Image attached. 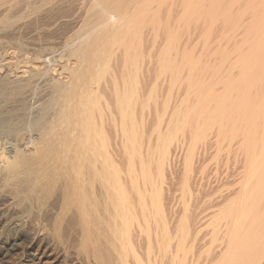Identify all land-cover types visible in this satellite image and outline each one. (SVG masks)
Segmentation results:
<instances>
[{
    "label": "bare ground",
    "instance_id": "bare-ground-1",
    "mask_svg": "<svg viewBox=\"0 0 264 264\" xmlns=\"http://www.w3.org/2000/svg\"><path fill=\"white\" fill-rule=\"evenodd\" d=\"M0 264H264V0H0Z\"/></svg>",
    "mask_w": 264,
    "mask_h": 264
},
{
    "label": "rangeland",
    "instance_id": "rangeland-1",
    "mask_svg": "<svg viewBox=\"0 0 264 264\" xmlns=\"http://www.w3.org/2000/svg\"><path fill=\"white\" fill-rule=\"evenodd\" d=\"M31 54H29L28 56H30ZM54 55V54H53ZM27 56V57H28ZM50 56H52V54L50 55ZM57 68H59V67H57ZM186 144V142H187V140H186V142L185 141H182L181 140V142H179V144H177L178 146H177V150H175L174 151V153H173V157H174V160H173V165L175 166H173L172 164H171V166H172V168H174L173 170L174 171H172V168H171V173H174V175L172 176L171 175V177L173 178V177H175L176 175H177V177H175V178H173L172 179V187L171 188H169L170 190H169V194L172 192V195L173 194H175V198H173V218H174V216L175 217H178V216H176L177 215V213L179 212H181V207H180V210L179 211H176L177 210V208L181 205V204H183V202H180L181 200H178L177 201V199L179 198V199H181L180 198V194H181V189L180 188H182V186L183 185H180V184H183V182L184 181H182V179L181 178H183L184 176H182V175H184V162L182 161V160H184V156L185 155H182V153L183 154H186V146H185V144ZM182 144V145H181ZM179 145H181V146H179ZM178 147L180 148V151H179V149H178ZM184 149H183V148ZM200 150H198L196 153H195V157L193 156V158H194V160H193V164H192V166H191V170H190V174H191V177H190V187H191V189H189L192 193H190L189 195H191L190 196V200L188 199L189 197H187V199L185 200V202H186V206H188V207H191L192 206V210H191V208H188L189 209V211H193L194 209L193 208H195V210H194V212H195V214H194V212L192 213L191 212V216L193 215V217L192 218H194V219H196V216L198 217V220L200 219L201 220V222H202V220H205V221H203V223H202V226L203 227H205V226H207V227H205L206 229L204 230L203 229V227H201L200 226V228H202L203 230L202 231H200L201 232V234H199L200 236V240H199V238H198V243L200 244V243H202V242H206L207 240H209V239H207V238H209V235H208V233H209V231L211 230L210 229V227H208L209 225L207 224L209 221H207L208 219V217L209 216H212V213H215L216 214V209H218V211L219 210H221V208H222V205L219 203V201L222 199V198H224V196L226 195H228V194H230V192H233V191H235L236 189H238L239 187H240V184H239V180H240V178L239 177H241V174H242V168L241 167H243V162H242V159H240L242 156L241 155H238V157H237V155H235V153H233V151H230L229 153L230 154H228L227 156H224V155H222L223 157H216V158H214V156H212L213 155V151H212V149H209V147L208 146H206V147H203V149H202V147L201 148H199ZM205 149V151H203ZM209 149V150H208ZM211 150V151H210ZM178 151V152H177ZM200 151V152H199ZM207 151V152H206ZM185 152V153H184ZM199 152V153H198ZM202 152L204 153V154H202ZM206 152V153H205ZM231 152H232V155H231ZM180 153H181V156H180ZM198 154H199V156H198ZM201 154V155H200ZM210 154V155H209ZM197 155V156H196ZM202 155H205V156H202ZM230 155V156H229ZM235 155V156H234ZM232 156H233V158H232ZM182 157H184L183 159H182ZM197 157V158H196ZM199 157V158H198ZM201 157V158H200ZM206 157V158H205ZM208 157H209V161L207 160L208 159ZM225 157H229V158H225ZM231 157V158H230ZM192 158V159H193ZM220 158V159H219ZM225 158V159H224ZM234 158H235V160H234ZM237 158V159H236ZM196 159V160H195ZM205 159V160H204ZM219 159V160H218ZM221 159H222V161H221ZM200 160L202 161L201 162V164L203 165H201L200 164ZM225 160V161H224ZM227 160V161H226ZM175 161H177V162H175ZM203 161L205 162V163H203ZM217 161V162H216ZM233 163H232V162ZM197 162V163H196ZM210 162V163H209ZM214 162V163H213ZM222 162L224 163V164H222ZM227 162H229V163H227ZM237 162H239V163H237ZM176 163V164H175ZM178 163V164H177ZM216 163V164H215ZM218 163V164H217ZM231 163V164H230ZM180 164V165H179ZM195 164V165H194ZM197 164V165H196ZM200 164V165H199ZM211 164V165H210ZM234 164V165H233ZM202 167L201 169H200V167ZM204 165H206V167L204 166ZM198 166V167H197ZM236 166H238V167H236ZM177 167V168H176ZM205 167V168H204ZM205 169V170H204ZM194 170V171H193ZM201 170V171H200ZM176 172V173H175ZM201 173V175H200V173ZM183 173V174H182ZM202 175H203V178H202ZM179 176V177H178ZM194 176V177H193ZM195 179V181H194V179ZM193 181H192V180ZM199 179H200V181H199ZM168 180V179H167ZM179 180L181 181V182H179ZM198 180V181H197ZM175 181V182H174ZM202 181V182H201ZM169 182H170V180H169ZM192 182H194L193 184H191ZM198 184H197V183ZM201 182V183H200ZM200 183V184H199ZM195 184V185H194ZM197 184V185H196ZM174 185V186H173ZM188 185V186H189ZM192 185H194V186H192ZM201 185V186H200ZM171 186V185H170ZM169 186V187H170ZM194 188V189H193ZM195 188H197L196 190H195ZM203 188V189H202ZM193 189V190H192ZM201 189V190H200ZM172 190V191H171ZM195 190V191H194ZM194 191V192H193ZM229 191V192H228ZM180 194H179V193ZM195 192H197V194L195 193ZM228 192V193H227ZM178 193V195H176ZM226 193V194H225ZM171 195V194H170ZM171 195V196H172ZM199 197H198V196ZM224 195V196H223ZM176 196H177V199H176ZM193 196H196V197H194V199H193ZM173 197H174V195H173ZM192 197V198H191ZM217 197H218V199H217ZM199 200H198V199ZM220 198V199H219ZM176 199V200H175ZM192 199H193V201H192ZM212 200V201H210L209 202V200ZM213 199H215L214 201H213ZM196 200V201H195ZM199 202H198V201ZM174 201H176L175 203H174ZM188 201H189V203H188ZM178 202H180V203H178ZM184 202V203H185ZM192 202V203H191ZM218 202V203H217ZM218 205V204H220V206L218 207V206H216V204ZM178 204V205H177ZM180 204V205H179ZM189 204H191V206L189 205ZM193 204V205H192ZM194 204H195V206H197L198 208H196L195 206H194ZM210 204V205H209ZM212 204V205H211ZM214 204V205H213ZM176 206H178V207H176ZM210 206H212V207H210ZM213 206H215V207H213ZM200 207V208H199ZM205 207H206V209H205ZM207 207H209V210L207 211ZM179 209V208H178ZM203 209V210H202ZM205 209V210H204ZM200 210H202V211H205V213H203L202 211H200ZM201 213H200V212ZM207 211V212H206ZM213 211V212H212ZM197 212L199 213V215H197ZM178 213V214H179ZM203 213V214H202ZM175 214V215H174ZM207 214H209V215H207ZM202 215V216H201ZM204 215V216H203ZM207 215V216H206ZM179 216H180V214H179ZM202 217H203V219H202ZM205 217V218H204ZM210 218V217H209ZM197 220V219H196ZM197 220V221H198ZM210 220V219H209ZM207 221V222H206ZM206 225H205V224ZM210 229V230H209ZM201 230V229H200ZM205 231H207L206 233H205ZM199 232V233H200ZM203 233H205V234H203ZM207 237H206V236ZM202 238V239H201ZM205 239H207V240H205ZM202 261H203V259H202Z\"/></svg>",
    "mask_w": 264,
    "mask_h": 264
}]
</instances>
